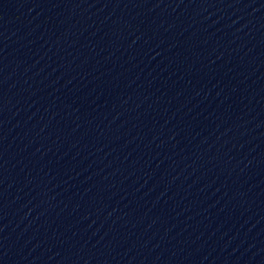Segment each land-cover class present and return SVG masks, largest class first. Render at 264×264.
<instances>
[{
  "label": "water",
  "instance_id": "obj_1",
  "mask_svg": "<svg viewBox=\"0 0 264 264\" xmlns=\"http://www.w3.org/2000/svg\"><path fill=\"white\" fill-rule=\"evenodd\" d=\"M0 264H264V0H0Z\"/></svg>",
  "mask_w": 264,
  "mask_h": 264
}]
</instances>
